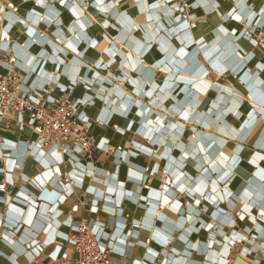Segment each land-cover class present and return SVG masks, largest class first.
Instances as JSON below:
<instances>
[{
    "label": "crops",
    "instance_id": "crops-1",
    "mask_svg": "<svg viewBox=\"0 0 264 264\" xmlns=\"http://www.w3.org/2000/svg\"><path fill=\"white\" fill-rule=\"evenodd\" d=\"M8 1L21 94L69 97L95 148H40L35 121L6 114L0 264H60L80 223L122 264H264V203L245 196L264 186V52L250 33L264 0H189L195 28L177 0Z\"/></svg>",
    "mask_w": 264,
    "mask_h": 264
},
{
    "label": "built area",
    "instance_id": "built-area-1",
    "mask_svg": "<svg viewBox=\"0 0 264 264\" xmlns=\"http://www.w3.org/2000/svg\"><path fill=\"white\" fill-rule=\"evenodd\" d=\"M177 2L183 18L190 22L192 28L196 27L191 21L189 0ZM34 4L37 7L40 5L38 0H34ZM18 9L13 2L0 0V25L8 14L17 13ZM250 33L254 37L256 47L264 52V28L252 30ZM3 42L0 26V129L6 114L26 113L35 121L34 130L40 148L55 147L59 151L80 148L91 154L95 148V140L90 125L78 120V105L69 97L60 100L56 105H48L43 101L37 103L23 96L16 71L17 58L10 51L3 50ZM4 68H7L5 73ZM71 92L72 89L68 90V96ZM2 143L3 137L0 133V147ZM62 176L67 184L74 185L69 171H64ZM0 192H7L5 183H0ZM69 241L73 245L74 254L60 259V264H122L113 259L111 248H101L97 236L85 223L78 225L76 231L70 235Z\"/></svg>",
    "mask_w": 264,
    "mask_h": 264
},
{
    "label": "rangeland",
    "instance_id": "rangeland-1",
    "mask_svg": "<svg viewBox=\"0 0 264 264\" xmlns=\"http://www.w3.org/2000/svg\"><path fill=\"white\" fill-rule=\"evenodd\" d=\"M122 26V28L123 29H121L120 28V31L121 32H123V33H126V31H125V29H124V27H126L125 25H121ZM190 27L192 28V25H190ZM195 28V27H194ZM115 39V41H117V42H120L121 44V46L122 47H126V45H124V43H122L120 40L118 41L116 38H114ZM224 78V77H223ZM235 76H227V77H225L224 79H228L229 81H228V84H232V86H229L230 88H233V83H234V81H235ZM233 81V82H232ZM230 82H232V83H230ZM234 95H237L238 96V93L236 92V91H234ZM234 105V104H233ZM194 112L193 111H189V116H192V114H193ZM237 113V112H236ZM237 114H235V117H238V115L236 116ZM234 123L236 122L235 121V119L234 120H232ZM187 125H188V127L187 128H192L191 126H189L190 125V123H193V121H191V120H187ZM234 126H236L237 128H238V125H234ZM214 127V126H213ZM223 128V127H222ZM225 128V127H224ZM227 128H230V130H233V134H238L239 132L238 131H236L235 130V127H232V126H227ZM196 129L195 128H192V131L190 132V134L192 135V137H191V139L193 140V141H195V140H199V138H198V136H197V134H196V131H195ZM214 131H216V133H223L224 131H223V129H221V127H214V129H213ZM212 130V131H213ZM195 131V132H194ZM233 143H235V142H231V144L232 145H234ZM190 145H192V143H190V142H188V144H187V147H189ZM169 178H170V182H172L171 181V179H172V177L169 175ZM252 184H251V182H250V190H252V193L251 194H248V193H245V196H246V198H250L252 201L253 200H261L263 203H264V186L263 187H258V188H256V187H253V186H251ZM255 186V185H254ZM261 194V197L262 198H260V197H258V195H260ZM251 200H249V202H251ZM236 206H239V201H237V203L235 204V205H233V208L234 209H236L237 207ZM263 208H264V204H263V206H262ZM213 223H214V221H213ZM217 225V224H216Z\"/></svg>",
    "mask_w": 264,
    "mask_h": 264
}]
</instances>
